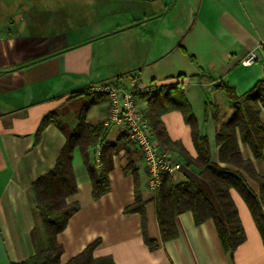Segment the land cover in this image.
<instances>
[{
    "label": "crops",
    "instance_id": "0c3cea01",
    "mask_svg": "<svg viewBox=\"0 0 264 264\" xmlns=\"http://www.w3.org/2000/svg\"><path fill=\"white\" fill-rule=\"evenodd\" d=\"M260 43L264 0H0V264L20 263L46 248L32 185L54 167L86 104L85 123H105L108 99L91 95L89 86L107 80L129 90L155 84L158 105L167 98L166 88L177 85L208 141L211 161L219 163L210 105H218L224 119L234 101L216 86L228 85L240 96L264 79ZM258 49L259 62L240 64ZM147 97L137 96L144 114ZM47 116L51 121L36 136ZM260 118L264 122V110ZM159 119L169 139L196 157L182 113L168 110ZM106 140L116 152L109 191L97 200L80 149L72 151L77 190L66 200L79 208L56 236L61 263L95 243L93 257H110L115 264H264V240L234 190L245 239L232 253L223 250L212 219L196 225L189 211L174 217L176 236L163 241L140 153L123 127L109 126ZM239 148L264 174V159L255 160L246 144L239 142ZM100 151V143L90 149V161L97 164ZM169 151L181 164L172 179L192 178L211 195L206 182ZM130 164L138 176L141 212L124 211L134 202ZM246 181L258 195L257 184Z\"/></svg>",
    "mask_w": 264,
    "mask_h": 264
},
{
    "label": "trees",
    "instance_id": "16d2710c",
    "mask_svg": "<svg viewBox=\"0 0 264 264\" xmlns=\"http://www.w3.org/2000/svg\"><path fill=\"white\" fill-rule=\"evenodd\" d=\"M216 88L234 101L232 113L222 121L219 119L218 105H210L216 125L218 162L223 165L211 161L208 141L198 133L193 114L177 85L166 88L168 93L162 98H167L158 105L155 104L157 95L147 94L148 113L145 117L154 141L163 149L177 152L182 158V164L194 170L206 182L212 195L192 178L187 177L184 181L175 182L170 174L162 173L161 183L154 191L155 213L161 239L165 241L175 237L177 232L174 217L189 211L196 225L212 219L223 250L232 253L244 241L245 233L231 198V190L236 191L246 204L264 240V174L257 173L252 161L243 158L239 148V142L246 144L255 160L264 159V122L260 118V112L264 110V79L259 80L253 88L240 96L228 85H218ZM87 107V104L83 107L79 124L66 139L54 167L32 185L35 208L41 218L47 246L17 264H115L110 257H93L95 243L88 245L67 262H60L62 246L56 236L64 229L68 218L79 208L77 203L66 200L77 190L71 167L73 149H80L90 177L93 200L109 191L108 172L112 168V155L116 152L115 144L106 140L109 126H105L104 122L96 126L85 123L84 113ZM173 109L182 113L191 128L196 157L190 156L180 143L172 142L166 134L159 115ZM50 121L49 116L41 121L36 136ZM98 143L101 145L97 163L99 167L90 161L89 154V150L94 149ZM127 170L131 171L134 178V202L124 211L141 212L143 202L138 189V176L131 164ZM246 177L257 184L258 195L250 188Z\"/></svg>",
    "mask_w": 264,
    "mask_h": 264
},
{
    "label": "built area",
    "instance_id": "2783aa9c",
    "mask_svg": "<svg viewBox=\"0 0 264 264\" xmlns=\"http://www.w3.org/2000/svg\"><path fill=\"white\" fill-rule=\"evenodd\" d=\"M264 49V43H260ZM260 50H252L240 59V64L249 66L261 60ZM158 86L149 84L135 89H123L112 80L94 83L87 91L91 95L103 94L108 99L109 109L105 126H120L125 129L135 149L140 153L144 167L148 173V188L151 191L161 183V174H172L181 168L180 162L166 149L154 141L152 130L148 124L138 95L155 92Z\"/></svg>",
    "mask_w": 264,
    "mask_h": 264
},
{
    "label": "rangeland",
    "instance_id": "374dc122",
    "mask_svg": "<svg viewBox=\"0 0 264 264\" xmlns=\"http://www.w3.org/2000/svg\"><path fill=\"white\" fill-rule=\"evenodd\" d=\"M231 108H233V107H231ZM220 111V110H219ZM222 113V112H221ZM222 115V114H221ZM227 115V114H226ZM219 119H220V121H222L223 119L221 118V116H220V112H219ZM225 119V118H224Z\"/></svg>",
    "mask_w": 264,
    "mask_h": 264
}]
</instances>
